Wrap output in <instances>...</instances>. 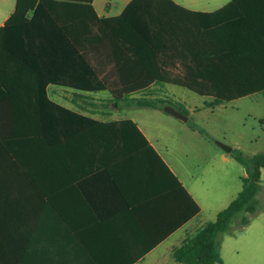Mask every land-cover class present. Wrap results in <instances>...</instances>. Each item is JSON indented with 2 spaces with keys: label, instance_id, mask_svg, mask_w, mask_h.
Segmentation results:
<instances>
[{
  "label": "crops",
  "instance_id": "crops-1",
  "mask_svg": "<svg viewBox=\"0 0 264 264\" xmlns=\"http://www.w3.org/2000/svg\"><path fill=\"white\" fill-rule=\"evenodd\" d=\"M173 1L212 13L231 0ZM95 2L99 17L114 16L108 3L99 11ZM15 3L0 0V26ZM241 8L232 5L216 15L230 30L221 31L213 47L226 51L224 61L234 65L222 73H251L237 64ZM62 42L49 30L27 39L0 38V264H177L172 250L205 223H196L201 206L195 187L132 118L169 173L133 158L129 149L96 147L97 135L68 111L112 121L128 118L116 112L129 107L113 103L108 109L106 91L78 87L83 71L67 67Z\"/></svg>",
  "mask_w": 264,
  "mask_h": 264
},
{
  "label": "trees",
  "instance_id": "trees-1",
  "mask_svg": "<svg viewBox=\"0 0 264 264\" xmlns=\"http://www.w3.org/2000/svg\"><path fill=\"white\" fill-rule=\"evenodd\" d=\"M92 1L16 0L13 13L0 26V38L27 39L44 30L53 32L64 40L61 46L66 48L67 67L83 71L82 83L76 85L84 90L106 91L107 102L115 103L116 109L134 106L163 111V105L169 104L188 115L182 102L150 95L155 85L163 83L211 98L204 101L206 107L257 93L264 103V0H231L212 13L189 11L173 0H130L119 14L110 17H99ZM237 4L242 5L236 13V37L241 43L237 64L249 69L245 70L251 72L247 74L222 73L232 72L234 65L224 61L226 51L213 47L219 33L230 30L228 23L216 15ZM57 81L75 85L70 79ZM68 112L84 121L88 133L97 135L93 141L96 147L129 149L135 153L133 158L170 172L132 119L96 121ZM260 122L264 123V117ZM189 126L204 133L193 122ZM107 136L113 138L108 140ZM87 142L91 147V140ZM230 155L245 169L241 188L214 220L205 222L172 250L177 264L221 263L220 236L232 222L245 226L259 208L256 194L264 152L246 156L232 148ZM199 210L195 204V214Z\"/></svg>",
  "mask_w": 264,
  "mask_h": 264
},
{
  "label": "rangeland",
  "instance_id": "rangeland-1",
  "mask_svg": "<svg viewBox=\"0 0 264 264\" xmlns=\"http://www.w3.org/2000/svg\"><path fill=\"white\" fill-rule=\"evenodd\" d=\"M127 1L96 0L95 5L102 11L108 3L109 14L117 15ZM150 95L182 102L186 108L190 107L189 121H181L160 109L134 106L117 111L116 116L132 118L144 125L145 130L153 134L159 150L185 181L195 187L201 206L196 223L214 220L216 213L240 190V177L245 172L244 167L217 142L237 148L246 156L264 152V124L260 123L264 116L261 94L215 107L204 106V101L211 98L174 84H159L151 89ZM107 105L108 109L113 108V102ZM189 122L195 123L204 133L192 129ZM256 197L259 208L249 222L243 227L232 222L229 230L220 236V264H264V169L260 173Z\"/></svg>",
  "mask_w": 264,
  "mask_h": 264
},
{
  "label": "water",
  "instance_id": "water-1",
  "mask_svg": "<svg viewBox=\"0 0 264 264\" xmlns=\"http://www.w3.org/2000/svg\"><path fill=\"white\" fill-rule=\"evenodd\" d=\"M163 111L181 121H187L188 120V115L184 114L182 112H180L179 110H177L176 108H174L173 106L169 105V104H165L163 105ZM217 144L225 151V152H230L231 151V147L221 143V142H217Z\"/></svg>",
  "mask_w": 264,
  "mask_h": 264
}]
</instances>
